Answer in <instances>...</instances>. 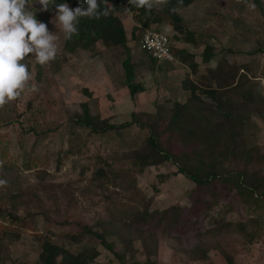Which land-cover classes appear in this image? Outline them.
Returning <instances> with one entry per match:
<instances>
[{"label":"rangeland","instance_id":"1","mask_svg":"<svg viewBox=\"0 0 264 264\" xmlns=\"http://www.w3.org/2000/svg\"><path fill=\"white\" fill-rule=\"evenodd\" d=\"M225 2L224 9L213 3L223 28L219 36L210 38H215L213 43L220 51L226 47L236 49L229 60L245 68L237 73L242 74L245 84L239 90L224 91L222 103L231 108L237 120L248 111L249 119L239 124L238 139L241 154L245 148L249 149L252 160L246 163L235 160L234 154L229 156L225 135L219 147L224 152L222 164L228 169H245L264 176V0H261V12L253 0H244V34L239 43L235 38V24L225 13L234 2ZM56 5L54 0H49L48 9L44 10L39 0H28L27 10L58 37L57 55L55 60L41 66L29 54L24 63L33 79L16 101L0 108V180L6 182L0 184V205L9 210L15 205V214L21 218L16 224V232L20 234L17 238L13 235L15 228L0 216V264H42L41 242L49 232L54 233L53 239L59 244L77 250L79 245L72 244L65 235L79 233L81 224L110 229L112 234H108L107 240L114 243L115 250L124 251L130 259L133 247L141 263L147 264L149 259L159 264L263 263L264 194H259L260 207H248L230 182L215 179L203 190L207 204L213 203L206 209L192 197L196 183L178 173L176 165L164 163L140 170L131 162L127 154L145 145L150 128L134 124L95 134L72 121L75 114L83 111L84 102L89 103L93 114L116 124L131 121L135 112L139 120L153 123L163 144L169 146L171 141L176 151L181 147L191 149L178 131H174L173 137L170 132L162 131L173 107L161 105L169 97L185 100L179 89L187 76L172 70L177 68L172 64H155L135 39L130 40L129 52L125 48L104 50L102 45L94 53L84 49L67 51L64 33L56 18ZM127 25L131 38V22ZM237 27L242 28L240 24ZM143 30L136 27L134 32L142 36ZM126 58L134 66L137 82H143L146 88L136 99L126 87L123 65ZM217 62L215 59L211 65L216 66ZM207 66L208 63H203L198 72L189 73L202 88L215 87L200 80ZM32 84L39 90L31 92ZM243 89L252 91L254 100L250 105L243 104L245 99L240 91ZM202 98L212 106L217 104L209 96ZM212 110L217 112L211 106L205 110L209 125L225 119ZM154 113L162 115L156 122L152 120ZM99 168H105L111 179H94ZM135 205L140 210L147 207L153 213L140 225L134 222L132 207ZM253 217L262 224L260 247L254 246L259 242L257 239L248 244L238 226L239 220L247 222ZM142 238L147 240L145 245ZM122 239L133 241L125 244ZM79 243L83 248L100 250L95 264H118L114 254L95 235L85 234ZM197 245L207 250L216 246L219 250L214 259L193 261L191 250Z\"/></svg>","mask_w":264,"mask_h":264},{"label":"trees","instance_id":"2","mask_svg":"<svg viewBox=\"0 0 264 264\" xmlns=\"http://www.w3.org/2000/svg\"><path fill=\"white\" fill-rule=\"evenodd\" d=\"M54 1L57 5L69 2L73 9L79 5L82 8H87V4L84 3V0ZM169 1L171 2L167 4L163 10L152 8L151 11H147L145 8H136L129 4L128 0H107V4H105V0H98L101 11L106 7L110 8L109 15L107 17L101 16L99 19L88 18L86 16L80 17L77 24V34H74L70 40L64 39V48L72 53L77 49H84L94 53L97 52V43L102 42L108 50L125 48L127 52H129L130 39L127 36L124 22L118 13L123 12L126 8L138 11L135 18L139 20L144 27L150 28L153 24L164 21L165 12L174 10L178 6L188 5L192 0ZM254 3L259 7L258 9H260L261 12V0H254ZM247 29L249 31V27H247ZM140 37L141 35L137 32L133 33L132 38L135 39L137 45L140 43ZM233 52L234 50L232 48L226 47L220 51V49L212 44L206 45L204 50V60L202 63L207 64L213 58H216L218 62L215 67L207 66L206 70L202 72L199 77L201 82L214 84L215 87L210 86L202 88L198 81L188 77L183 81V87L190 91V96L185 103L176 102L171 106L173 107L169 114L171 118L162 131L170 132L172 137L174 131H178L180 137L184 140V144H190L191 149L189 151L182 150V147L180 150L176 151L173 149L175 148V145H173L171 141L169 142V146L163 144L160 139L161 134L158 129L154 127L153 123H146L139 120L135 112L132 114L133 119L131 121L116 124L112 123L107 118H103L100 114H93L89 103L84 102L82 103L83 111L79 114H75L72 121L77 126L86 128L91 133L95 134H105L108 131L124 129L134 124H138L142 128L148 127L150 128L151 133L145 145L127 154L131 162L139 167L140 170H144L148 166H159L164 163L176 165L178 167V173L184 174L196 183V188L192 193V197H194L195 203H202L206 209L211 208L213 203L207 204L202 196L203 190L215 179H222L226 182H230V184L240 192L243 198L242 200L248 205V207L254 205L255 208H258L260 207L259 194H264V176L250 173L245 169L237 170L224 167L222 164L224 152H222V148L219 149L220 145L222 147V139H224L226 135L228 137V140L226 141V149H228L227 154L229 156L234 154L233 156L235 160L244 161L246 163L252 160V155L249 149L245 148V151L241 154L238 139L240 137L239 135H241V131L239 130V126L241 125L239 124L240 122H246L249 119L248 111L244 112L243 118L237 120L231 108L225 107L222 103V98L225 93L224 91L239 90V88L245 84L243 78H241L242 74L237 75L239 69L245 70V68L241 66L238 67L235 63L229 60L228 56ZM146 53L150 55L151 60L155 64L158 63V59L154 58L149 52L146 51ZM123 65L126 70V85L130 90L131 97L135 99L137 94L144 90V87H142L139 81L137 82L134 66L131 63L130 58H126ZM193 68L195 69V72H198L200 64L194 63ZM240 91L245 99L243 104L250 105V102L254 100V97L251 94L252 91L250 90L251 92H249L244 89ZM203 95L211 97V99L215 100L217 104L215 106L208 104V102L202 98ZM208 106L217 108V112L212 110V113H221L225 118L223 120L224 122L219 121L209 125L208 115L205 113V110H208ZM164 107L171 108L168 105ZM161 116L160 113H154L152 120L156 122ZM32 130L34 129H31L30 131ZM208 132L211 134L208 135ZM103 177H107L108 180L111 179L105 168L97 169L93 176V178L97 180H100ZM141 193L142 192H139L138 195L141 198H144V194ZM132 209L134 222H136V224L138 223V225H140L141 221H145L148 217L153 215L147 207L140 210L139 207L135 205ZM15 210V205H12L10 210L0 205V216L6 218V222L15 228L13 235L18 238L20 237V234L16 232V224L21 221V218L15 214ZM165 213H168V211ZM184 219L185 222L189 221L186 216ZM112 221L115 222L114 219H112ZM238 226L239 229L243 231V237L247 240L248 244L254 243V240L256 239L259 240V242L261 241L260 236L262 224L259 223L258 218L253 217L247 222L245 220H239ZM248 227H251V230H249ZM81 228L82 230L77 234L65 235L72 244L79 245L77 250H73L67 245L59 244L53 239L54 233L49 232V235L47 237L45 236L41 242V250L39 253L40 262L42 264H95L97 257L101 254L100 250L97 248H83L79 243L80 239L85 234H90L95 235L100 243L114 254L118 260V264H146L141 263L136 258L134 253L137 251L133 249V247L131 249L130 259L125 256L124 251L120 252L115 250L113 246L114 243L107 240L108 234H112L110 229L105 227L96 228L88 224H81ZM3 229L4 232H6L8 227L5 226ZM152 239L157 241L154 236H152ZM141 240L145 245L147 240L144 238ZM131 241L123 240L122 242L125 244L130 242L131 244ZM218 250L219 249L216 246L208 247L207 250L206 248L197 245L191 250V259L193 261H209ZM220 251H223V249ZM226 257L228 258V262L231 263V258L227 256V254ZM147 264L159 263L153 262L149 259Z\"/></svg>","mask_w":264,"mask_h":264},{"label":"clouds","instance_id":"3","mask_svg":"<svg viewBox=\"0 0 264 264\" xmlns=\"http://www.w3.org/2000/svg\"><path fill=\"white\" fill-rule=\"evenodd\" d=\"M136 8L151 11L168 3V0H128ZM44 10L48 9L49 0H39ZM87 8L80 5L70 8L67 3L56 5V18L59 21L64 38L70 40L77 34V24L80 17L99 19L107 17L110 8L100 9L98 0H84ZM107 4V0H105ZM28 0H0V108L16 101L28 88L33 79L24 63L26 57L35 56L41 66L55 60L57 55L58 37L48 30L47 24L37 20L36 16L27 10ZM31 92L38 91L32 84ZM6 183L0 180V184Z\"/></svg>","mask_w":264,"mask_h":264},{"label":"crops","instance_id":"4","mask_svg":"<svg viewBox=\"0 0 264 264\" xmlns=\"http://www.w3.org/2000/svg\"><path fill=\"white\" fill-rule=\"evenodd\" d=\"M230 1L231 2L233 1L234 4L231 7L226 8L225 13L228 15L230 19L233 20L232 24L236 25V26L233 25L234 26L233 28H234V31L236 29V31L234 32L236 35L235 38H236L237 43H239V41H241V37L244 34V21H245L244 16H246L244 0H227V3ZM170 2L171 1L168 0L167 4H169ZM214 2L217 3L218 7L224 9V5L226 4V2L224 3V0H192L188 5L178 6L174 10H170L168 12H165L164 10L165 12L164 21H162L161 23L153 24L152 27L150 28L144 27V25L135 18V16L138 14V11H133V10L126 8V10L118 13V15L124 22L127 36H128L127 22L128 21L131 22V38L130 36H128L130 40L133 39L132 36H133L134 30L136 27L144 28L143 32L146 29H154V30L162 31L161 29L163 28L164 29L163 31L168 33L171 37L172 49L176 56V61L164 62V61L158 60V62L169 63V64H172L173 66H177L176 69H172V70H174L175 72L178 71L177 72L178 74H183V75L185 74V76H187L185 77L186 79L190 77L189 75L190 72L191 73L195 72V69L193 68L194 63H198L200 65L203 64L202 62L204 60V55H205L204 50H205L206 45L212 44L213 46L217 47V45L214 44L215 38L211 39L210 36H213V37L219 36L222 32L223 26H221V22L218 19V14H217L218 12H216L217 10L213 7ZM67 3L69 4V2ZM167 4L161 5L160 7H154V8H156L157 10H163V8ZM238 24L242 26L240 30L237 27ZM212 30H215V32L213 33ZM130 40H129V44H130ZM99 45H102L104 50L106 49L105 46L101 42L97 43V47ZM227 48H230V47H227ZM235 50L236 49H234V51ZM231 54H229L228 56L229 59H230ZM215 59L216 58H213L208 63V66L215 67L211 65V62H213V60ZM152 65H153L152 67L155 66V64H152ZM185 79L182 80V85L179 89V91L183 93L185 100L183 101L181 98L174 99V98L169 97L162 103L161 105L162 107L166 105L171 107L176 102L185 103L187 101L188 97L190 96V91L186 90L183 87V81ZM140 83L142 87H144L143 82H140ZM126 87L128 88L127 85ZM145 90L146 88L144 87V90L140 91L138 94H141V92H144ZM129 93H130V90H129ZM257 242L254 243V246L256 245V247L257 245L259 246L260 244V242L258 243ZM256 247L254 248L255 252L258 251ZM215 257L216 256L213 255L212 259H214ZM258 264H264V262L258 263Z\"/></svg>","mask_w":264,"mask_h":264},{"label":"built area","instance_id":"5","mask_svg":"<svg viewBox=\"0 0 264 264\" xmlns=\"http://www.w3.org/2000/svg\"><path fill=\"white\" fill-rule=\"evenodd\" d=\"M140 47L159 61H176V56L172 49L171 37L164 31L146 29L140 38Z\"/></svg>","mask_w":264,"mask_h":264}]
</instances>
